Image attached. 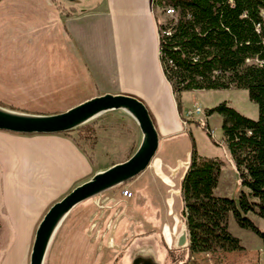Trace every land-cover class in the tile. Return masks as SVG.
<instances>
[{
	"label": "crops",
	"instance_id": "obj_1",
	"mask_svg": "<svg viewBox=\"0 0 264 264\" xmlns=\"http://www.w3.org/2000/svg\"><path fill=\"white\" fill-rule=\"evenodd\" d=\"M53 1L0 0V103L52 114L104 94L127 95L146 107L160 140L184 136L159 60L154 0H80L70 17ZM55 135L0 131V223L13 226L15 236L24 230L25 258L33 226L48 208L44 199L72 188L91 169L71 140ZM219 185L215 193L222 196ZM239 191L236 177L235 198ZM248 216L264 232V222ZM11 254L0 264H9Z\"/></svg>",
	"mask_w": 264,
	"mask_h": 264
},
{
	"label": "rangeland",
	"instance_id": "obj_2",
	"mask_svg": "<svg viewBox=\"0 0 264 264\" xmlns=\"http://www.w3.org/2000/svg\"><path fill=\"white\" fill-rule=\"evenodd\" d=\"M53 2L55 5L56 2L66 4L64 0ZM154 10L159 23L164 24L172 19L163 12L161 6L155 7ZM222 102H227L247 117H256L257 106L249 100L246 90L230 88L182 92L177 103L184 136L174 140L159 138L158 151L144 172L129 182L76 206L57 229L44 264H174V259L179 260L180 250L185 247L184 243L181 244L185 226L179 218L181 202L178 197V184L189 162L186 155L190 149L188 133L192 135L200 156L215 158L222 163L219 194L236 199L233 192L236 177L222 140L221 116L205 115L206 109ZM194 104L200 106L203 115L186 117V112ZM56 105L48 107L64 108ZM0 106L16 111L12 106L1 103ZM28 114L51 115V113ZM196 120L199 124L189 122ZM83 126L93 128L94 133L89 140L80 137L78 128L55 136L71 140L85 155L91 169L86 176L77 180L72 188L52 194L49 201L44 199V203H49L48 208L97 172L130 158L141 141L138 125L122 111L102 113ZM124 190L130 191L132 197L124 198L122 196ZM2 200L0 192L1 206ZM43 215L33 226L27 258L22 256L26 238L24 230L15 236L13 226L0 223L1 260L12 250L9 264H29L35 230ZM228 229L240 240L246 252L243 250L229 253H199L193 256L189 264H264L262 242L257 235L240 228L232 216H229Z\"/></svg>",
	"mask_w": 264,
	"mask_h": 264
},
{
	"label": "trees",
	"instance_id": "obj_3",
	"mask_svg": "<svg viewBox=\"0 0 264 264\" xmlns=\"http://www.w3.org/2000/svg\"><path fill=\"white\" fill-rule=\"evenodd\" d=\"M55 6L64 17L77 13V5ZM157 6L174 10L158 28L159 60L176 103L185 91L236 88L246 90L257 106L256 119L227 102L205 110L206 117L221 116L222 140L240 186L236 199L215 193L222 163L200 156L188 133L189 162L178 184L179 218L188 244L174 264H189L199 253L243 251L229 232V216L261 239L264 253V232L248 216L264 221V0H154ZM78 133L89 140L94 131L82 126Z\"/></svg>",
	"mask_w": 264,
	"mask_h": 264
},
{
	"label": "water",
	"instance_id": "obj_4",
	"mask_svg": "<svg viewBox=\"0 0 264 264\" xmlns=\"http://www.w3.org/2000/svg\"><path fill=\"white\" fill-rule=\"evenodd\" d=\"M64 2L76 5L79 0ZM108 111H122L136 122L141 133L138 148L130 158L97 172L48 208L35 230L29 264H44L57 229L76 206L123 185L144 172L158 151L159 136L143 103L127 95L104 94L86 100L65 112L51 115L21 113L0 106V131L22 135L67 133ZM181 240V244L186 246L185 231Z\"/></svg>",
	"mask_w": 264,
	"mask_h": 264
},
{
	"label": "built area",
	"instance_id": "obj_5",
	"mask_svg": "<svg viewBox=\"0 0 264 264\" xmlns=\"http://www.w3.org/2000/svg\"><path fill=\"white\" fill-rule=\"evenodd\" d=\"M166 13L168 15H170V16H173L174 15V10L172 8L168 7L166 9ZM162 34L169 35V32H162ZM201 115H203L202 109L200 108V106L195 105V104L193 105V107L190 110H188L186 112V117H198V116H201ZM122 196L124 198H131L132 197V193L130 191H128V190H124L122 192Z\"/></svg>",
	"mask_w": 264,
	"mask_h": 264
}]
</instances>
